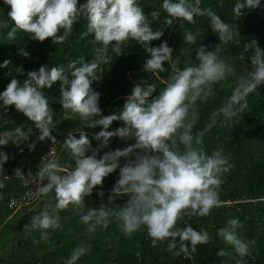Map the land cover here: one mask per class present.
<instances>
[{"label": "clouds", "instance_id": "9594fccd", "mask_svg": "<svg viewBox=\"0 0 264 264\" xmlns=\"http://www.w3.org/2000/svg\"><path fill=\"white\" fill-rule=\"evenodd\" d=\"M3 4L8 8L7 17L14 22L7 32L9 40L14 39L17 31H24L30 34L32 40L42 42L51 37L53 44H60L71 36L74 22L84 18L86 31L81 36L92 34L94 40L103 45V49L95 50L96 55L92 59L86 61L81 57L79 66L75 60L66 67L44 64L38 69L28 70L23 80L12 77L0 91V109L6 112L7 106H14L39 130L38 140H56L51 134V129L55 127V113L44 89L57 82L62 109L70 110L86 128L101 126L91 139L85 128L77 127L68 132L63 146L70 156L69 162L61 164L52 155L42 163L31 180H46L36 188V193L38 196L51 193L50 198L55 200V204L46 205L33 215L29 230H41L40 238L46 241L49 236L47 230L62 227L58 212L69 205L83 208L85 196L92 193L94 186L102 185L104 177L119 168L118 179L108 201L125 194L129 198L115 209L103 204L99 208H88L79 217L88 232L95 231L97 226L107 227L110 218H114L125 234L131 235L143 227L153 246L166 242L167 251L175 250V255L184 253L186 257L190 256L198 244H207L209 233L194 228L185 217H206L213 208L222 206L219 189L224 173L229 172L233 165L222 148L209 154L198 146V138L194 143L192 129L199 116L197 102L206 100L218 82L235 74V67L222 58L221 52L229 41L239 45L240 41L236 39L238 33L211 7L201 8V0H162L160 7L167 17L163 26L156 30L150 26L148 17L158 18L159 11L153 9L146 14L138 0H83L82 3L79 0H3ZM257 7H264L261 0H236L233 13L239 17ZM194 16H207L210 28L219 35L220 43L214 49L198 45L195 49L198 63H185L181 68V56H173L174 49L167 41L161 40L158 46L150 42L159 40L163 27L172 25L174 18L191 24L195 22ZM7 23L6 19H0V28L7 27ZM129 40L138 42L150 54L142 67L152 77L162 79L160 73L170 68L167 79L163 80L165 87L152 96L157 88L154 83L145 80L137 82L118 112L102 115V93L91 84L101 79L102 75H97L99 65L109 60L103 55L104 49L111 44L118 57L127 48ZM184 40L188 44L197 43L190 31L184 34ZM250 48L251 70L238 78L226 101L212 113L208 128L217 123V117H222L220 124L231 127L247 108L249 94L264 83V50L245 43L243 52ZM18 52L24 57L30 56L23 47ZM8 61L0 62V67ZM166 64L169 68L165 67ZM24 71L22 66L15 68L17 73L23 74ZM116 120L122 121V125L108 130ZM32 131V127L26 128L23 122L15 128L0 129V146L27 142ZM74 132H78L79 136ZM113 136L134 140V143L122 149L106 151L97 158L99 149L107 146ZM92 139L101 143L94 148ZM27 146L29 150L33 149L35 141ZM89 152L91 154H86ZM120 157L126 158L122 166ZM8 159V154L0 148V172ZM14 172L15 176L29 184L30 180L24 177L21 168H15ZM8 177L0 175V189L5 187ZM242 227L240 219L232 217L217 231V235L240 258L236 264H247L245 257L252 254L249 243L238 234V229ZM88 250L84 245L75 247L66 258V264H76ZM225 254V249L217 252L218 256Z\"/></svg>", "mask_w": 264, "mask_h": 264}, {"label": "trees", "instance_id": "16d2710c", "mask_svg": "<svg viewBox=\"0 0 264 264\" xmlns=\"http://www.w3.org/2000/svg\"><path fill=\"white\" fill-rule=\"evenodd\" d=\"M83 2V0H79ZM146 14L151 10L159 11L158 18L148 17L153 30L163 26L167 13L160 7L162 0H138ZM236 0H201L200 7H211L218 15L229 23L233 30L238 33L236 39L240 41L236 45L229 41L223 46L222 58L232 64L236 71L234 75L227 76L223 81L218 82L212 93L204 101L197 102L198 119L192 129L195 139H199V147L206 152L222 148L224 154L229 156L232 169L224 173L223 183L219 189L222 199H240L245 201L224 204L221 207L213 208L206 217H185L198 230H206L210 240L207 244H198L196 251L192 252L196 264H236L240 259L232 247L226 244L217 235L220 227L225 226L232 217H238L243 227L238 229V234L245 239L252 250L250 256H246L247 264H264V83L248 96V106L229 125L220 124L222 117H217V123L211 128L207 125L212 119V113L223 105L231 94L238 78L251 70L252 49L243 52L245 43L251 44L253 48L260 47L264 50V7L247 10L244 15L235 17L233 5ZM264 5V0H261ZM7 6L0 0V19L7 20V27L0 28V62L8 59L4 67H0V91H3L12 77L25 79L28 70L38 69L39 66L47 64L64 65L73 60L79 66L80 58L87 60L96 55V49L103 45L94 40L92 34L81 36L86 31V19L82 18L73 24L71 36L60 44H53L52 38H45L44 41L30 39V34L24 31H17L14 39L9 40L7 32L13 26L10 18L7 17ZM195 22L189 24L174 18L172 25L163 27V35L159 40L151 41L153 45H159L161 40L173 47V56H181L180 67L185 63H198L195 58V49L203 44L209 49H214L220 43L218 33L214 32L208 23L207 16H194ZM192 32L196 37V44H188L184 40V34ZM124 52L117 57L112 51L111 44L104 49L103 55L109 57L106 63H101L97 75H102L98 81H93L91 87L100 91V107L102 115L118 112L131 88L142 80L152 82L156 89L152 93L155 96L159 89L165 87L163 80H166L169 71L160 73L162 79L152 77L146 72L142 65L150 55L138 42L129 40ZM25 48L30 56L24 57L19 48ZM123 49V46H122ZM17 66L25 70L23 74L15 72ZM22 82V81H21ZM45 95L49 97L50 106L54 110L51 134L56 137L55 142L48 138L38 140L39 130L35 125L14 106H7V111L0 109V129L15 128L23 122L25 127L31 126L33 131L27 142L19 145H3L4 151L9 159L4 163L0 175H8L5 187L0 189V264H66V258L72 249L79 245L86 246L89 250L76 264H190L182 254L175 255L167 251V243H159L156 246L151 244L146 229L140 230L131 235L125 234L118 222L110 218L107 227L97 226L95 231L88 232L87 226L79 217L87 212L88 208H99L102 204L108 208H119L128 200V195L116 197L112 202L108 201L110 191L118 179L119 168L103 178V184L94 186L91 194L84 198L83 208L73 207L58 212L60 223L59 229H49L47 240L40 238L39 229H30L29 222L33 215L44 209L46 205H54L55 200L51 199V193L38 198L31 203L21 204L16 210L9 206L10 197L18 198L21 191L20 178L15 176L14 169L19 167L24 174L36 172L43 159L47 157L50 149L61 164L70 161V156L63 146V141L70 130L77 127L85 128L86 134L91 139L101 126L95 129L86 128L79 118L70 110L62 109L59 102V82L51 88L44 89ZM151 99V97H149ZM122 121H113L108 130H114L122 125ZM78 137L79 133L74 132ZM110 143L100 148L97 158L104 152L116 148H124L134 140H123L118 136L109 138ZM35 141V147L29 150L27 144ZM101 141L92 139V146L97 147ZM22 149V151L20 150ZM138 151V150H137ZM86 154H91L86 153ZM121 166L126 162L125 157H120ZM43 181L42 183H46ZM41 183V184H42ZM103 195H100V193ZM15 210V212H14ZM51 211V209H49ZM183 223V221H178ZM183 226V225H182ZM190 243V242H189ZM179 247V244H177ZM219 249H225L226 254L218 256Z\"/></svg>", "mask_w": 264, "mask_h": 264}, {"label": "built area", "instance_id": "2783aa9c", "mask_svg": "<svg viewBox=\"0 0 264 264\" xmlns=\"http://www.w3.org/2000/svg\"><path fill=\"white\" fill-rule=\"evenodd\" d=\"M53 154V150L50 149L47 153V157L45 158H42L43 161H46L47 159L51 158ZM42 163L41 165L38 167L37 171L39 170V168L42 166ZM37 171L34 173V172H28L27 174H24V177L26 179H29V184H25L24 180L21 179L20 177V182H21V191H20V196L18 198H15V197H10L9 200H8V204L10 207L16 209L18 207L21 206V204H25V203H31V202H34L37 198H38V195L36 193V188L38 186H40V184L43 182H37L36 180H31L35 177V174L37 173ZM3 176H8L6 174H3ZM221 201L223 202L222 205L224 204H230V203H236V202H242V201H245L246 199L245 198H240V199H235V200H230V199H222L220 197ZM182 256L184 258H187V260L189 261L190 264H196L195 262V258L193 256V254H190V256H185L184 253H181Z\"/></svg>", "mask_w": 264, "mask_h": 264}, {"label": "water", "instance_id": "95a60500", "mask_svg": "<svg viewBox=\"0 0 264 264\" xmlns=\"http://www.w3.org/2000/svg\"><path fill=\"white\" fill-rule=\"evenodd\" d=\"M16 210V209H15ZM15 210H14V212H15Z\"/></svg>", "mask_w": 264, "mask_h": 264}]
</instances>
